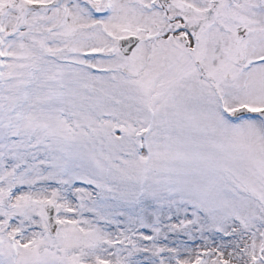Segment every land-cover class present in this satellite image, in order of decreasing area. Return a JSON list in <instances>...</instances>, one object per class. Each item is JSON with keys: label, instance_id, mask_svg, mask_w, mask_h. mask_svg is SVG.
I'll list each match as a JSON object with an SVG mask.
<instances>
[{"label": "rangeland", "instance_id": "obj_1", "mask_svg": "<svg viewBox=\"0 0 264 264\" xmlns=\"http://www.w3.org/2000/svg\"><path fill=\"white\" fill-rule=\"evenodd\" d=\"M49 1L0 0V264H264V118L216 102L264 105V0Z\"/></svg>", "mask_w": 264, "mask_h": 264}, {"label": "water", "instance_id": "obj_2", "mask_svg": "<svg viewBox=\"0 0 264 264\" xmlns=\"http://www.w3.org/2000/svg\"><path fill=\"white\" fill-rule=\"evenodd\" d=\"M129 43H130V44H132L133 42H132V41H130Z\"/></svg>", "mask_w": 264, "mask_h": 264}]
</instances>
